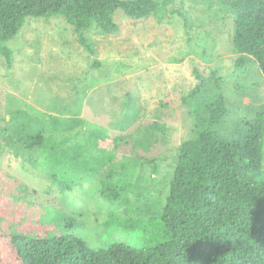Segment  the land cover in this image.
Segmentation results:
<instances>
[{"label":"rangeland","instance_id":"rangeland-1","mask_svg":"<svg viewBox=\"0 0 264 264\" xmlns=\"http://www.w3.org/2000/svg\"><path fill=\"white\" fill-rule=\"evenodd\" d=\"M113 19L117 33L96 26L83 32L95 50L91 54L62 16H29L7 42L10 67L0 55V229L5 233L50 237L64 233L63 220L72 219L69 232L92 248L112 241L149 247L147 231H123L107 224L108 217L162 216L178 148L206 127L218 94L228 111L215 129L229 141H242L263 109L264 76L252 58L234 50V17L217 4L170 0L155 15L135 19L117 9ZM239 57L246 62L236 68ZM197 84L200 92L188 98ZM16 110L25 114L13 115ZM92 128L117 140L109 150L115 160L91 177L78 172L83 179L61 192L51 179L59 171L55 159L63 164L64 151L88 145ZM36 134L57 143L50 161L41 147L25 148ZM91 152L101 163L104 152ZM105 185L121 199L107 200Z\"/></svg>","mask_w":264,"mask_h":264},{"label":"trees","instance_id":"trees-1","mask_svg":"<svg viewBox=\"0 0 264 264\" xmlns=\"http://www.w3.org/2000/svg\"><path fill=\"white\" fill-rule=\"evenodd\" d=\"M219 9L234 17L232 46L239 54L252 58L264 76V0H192ZM170 0H0V55L7 67L13 38L29 16H62L79 32V40L91 54L95 50L83 32L96 26L104 33H117L114 13L121 9L130 18L157 14ZM181 16L185 14L179 12ZM246 59L239 57L236 68ZM201 90L197 84L188 98ZM223 96L218 94L208 109L206 127L183 142L170 183L169 195L160 217L118 219L110 215V226L126 232L147 231L149 247L135 248L112 241L106 247L92 248L69 230L72 219L63 220L66 231L45 238L8 234L0 229V264H264V107L254 116L242 141H229L215 124L227 114ZM25 114L16 110L12 114ZM88 145H78L56 158L58 173L51 179L61 192L71 190L83 177H91L115 160L109 152L116 139L92 128ZM25 148L41 147L47 161L54 146L35 135ZM50 144V146L48 145ZM97 153H103L97 163ZM70 161L67 164L66 161ZM121 188L125 182L120 183ZM107 200L121 199L113 186L105 185ZM117 221V223H111Z\"/></svg>","mask_w":264,"mask_h":264}]
</instances>
